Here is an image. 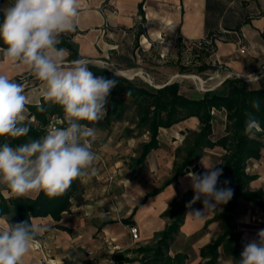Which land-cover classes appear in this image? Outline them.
<instances>
[{"label":"crops","instance_id":"crops-1","mask_svg":"<svg viewBox=\"0 0 264 264\" xmlns=\"http://www.w3.org/2000/svg\"><path fill=\"white\" fill-rule=\"evenodd\" d=\"M254 1L264 9V0ZM12 2L13 0H0V10L5 12ZM206 2L207 0H81L76 30L64 34L70 36L69 41L81 59L98 63L105 62L101 59H110L114 65L126 63L130 66L133 47L138 43H161L163 38H177L181 41L203 39L209 32L205 26L207 18L214 19L215 25L227 32L222 28L221 17L216 18L217 15L207 13ZM240 31L248 45V51L252 49V54L248 56L253 62L261 64L258 71L261 74L264 72V16L245 22ZM70 54L66 50V66H70L73 61ZM228 55L217 54L222 58ZM11 64L7 74L11 79L20 74H30L27 66ZM233 69L239 74H251L249 68L245 69L239 64ZM0 74H4L3 68H0ZM261 82H264V77L260 79L259 83ZM166 84L169 83L155 88ZM249 87L255 88L256 85L250 83ZM43 91V82L40 80L27 89L24 94L29 100L28 104H38ZM221 126L223 132L220 137L224 135V123ZM127 127L126 119L107 129L93 127L96 129V136L92 140V151L95 154L99 151L107 154L106 158L113 164L108 170L114 173L112 180L109 183L100 182L89 176L95 175V159L88 169L90 173L81 177L83 202L76 203L72 200L69 210L63 212L58 221L49 216L32 218V224L45 227L46 230L38 234L39 247L31 249L24 257L23 264H113L116 261L122 264H141L143 249L153 247L158 240L157 234L170 222L169 218L162 216L169 204H182L192 199L194 193L188 187L190 178L187 173L202 174L206 171L203 164L219 167L220 158L225 153L221 147L205 149L192 165L196 166V170H192L190 166L189 171L178 176L175 182L145 198L146 194L160 189L163 182L173 175V168L183 154L179 150L184 147V138L188 131L198 130V120L189 118L169 129H160L157 136L158 147L147 155L143 165L135 166L133 170L130 165L131 159L138 155L136 146L147 142L149 137L148 134L125 136L124 129ZM245 172L255 176L248 184V189L264 191V149L258 160L251 159L246 163ZM136 176L138 178L134 179ZM37 194L38 191H33L27 197L34 198ZM0 195L5 198L9 196L3 184H0ZM199 209L203 210V207ZM131 215L133 225L139 230V240L136 242L131 241L129 225L123 223ZM213 217L214 210H209L200 220H194L186 213L168 255L173 257L175 254H184V264L203 263L205 259L200 256L201 249L221 234L220 222L213 220ZM3 221L6 218H0V222ZM231 224L244 243L257 239L258 231L264 229V210L239 198L232 213ZM218 252L217 264H235V259L225 254L221 247Z\"/></svg>","mask_w":264,"mask_h":264},{"label":"clouds","instance_id":"clouds-1","mask_svg":"<svg viewBox=\"0 0 264 264\" xmlns=\"http://www.w3.org/2000/svg\"><path fill=\"white\" fill-rule=\"evenodd\" d=\"M80 11L81 0H13L3 13L0 41L4 47H0V54L14 64L27 66L43 82L44 100L59 104L67 122L66 127H51L44 136L17 146L7 141L0 144V184L17 197L40 190L50 197L60 195L73 180L88 175L96 159L92 151L96 129L81 122L98 123L104 118L117 80L94 76L89 65L95 66L96 61L82 58L65 65L66 50L58 47L61 35L76 30ZM249 76L258 90L264 72ZM28 103L24 85L0 74V137L28 135L30 127L24 124ZM252 108L259 111L261 101L253 99ZM261 130L259 120L249 113L244 134L251 138ZM203 166L206 171L202 174L187 173L194 195L185 207L190 209L187 216L194 220L226 205L234 195L229 180L223 181V187L217 186L222 168ZM201 198L203 210L193 209ZM8 220L0 222V264H23L38 244L37 235L46 228L27 221L10 224ZM257 237L244 244L237 264H264V229Z\"/></svg>","mask_w":264,"mask_h":264},{"label":"trees","instance_id":"trees-1","mask_svg":"<svg viewBox=\"0 0 264 264\" xmlns=\"http://www.w3.org/2000/svg\"><path fill=\"white\" fill-rule=\"evenodd\" d=\"M223 10L220 2L207 0L206 11L210 15L220 16ZM3 13L4 11L0 10V23L3 22ZM213 23L208 18L206 19L205 26L209 31L214 27ZM242 24H237L236 29L241 28ZM223 28L230 30L224 24ZM68 36L61 35V44L58 47L71 52V60L81 59L76 54L74 46L69 41L70 36ZM0 47H4L2 41H0ZM89 67L94 76L115 79L117 85L108 97L104 118L98 123L87 121L81 123L88 127L107 129L112 124L126 119L128 127L124 129L125 136L137 137L148 134V141L141 144L138 155L131 159L132 170L135 166L143 165L147 155L158 147L157 136L160 129H169L189 118L198 120V130L188 131L184 138V148L179 150L184 156L180 163L175 164L173 175L163 182L160 189L146 194L145 198L157 194L162 188L175 182L178 176L186 174L189 167L202 156L205 149L221 147L225 151L220 158L223 175L217 186L223 187V181L229 180L228 186L234 190V195L226 205H221L220 209L214 210L213 220L220 222L221 234L201 249L200 256L205 259L201 264H217L218 249L221 247L225 254L235 259V264H237L245 244L240 235L234 232L231 224L237 200L241 198L264 210V201H262L264 191H250L248 184L255 179V176L245 172L246 163L251 159L258 160L264 149V141H262V136H264V82L259 83L257 90L250 88L249 83L240 78H230L225 79L216 89L205 91L198 97H187L181 94L178 83H169L155 88L117 76L107 69L92 65ZM202 69H207V66H203ZM20 77L14 80L22 83ZM253 99L261 101L259 111L252 108ZM215 112L223 114L225 126L224 135L217 140L212 139ZM249 113L259 120L262 129L251 138L244 134L245 121ZM24 124L30 127L27 136L18 139L0 137V144L7 141L12 146H17L28 140L44 136L51 127L67 126L62 107L54 102L45 101L43 97L40 98L38 104L26 105ZM192 170H196V166H192ZM4 189L9 196L5 198L0 195V218H6V220L9 218L10 224L22 221L31 223L32 218L47 216L58 221L61 214L69 210L72 200L76 203L83 202L81 177L73 180L64 193L55 197L48 196L43 190L38 191L34 198L17 197L6 185ZM187 202L169 204V208L162 216L169 218L170 222L163 231L157 234L158 240L155 245L143 249L144 257L141 259V264H184L186 259L184 254H175L170 257L168 250L183 224L185 214L190 211L185 207ZM202 207L203 198L192 205L193 209ZM132 215L123 220L125 225H133ZM38 238L39 235L36 240ZM113 264H122V262L116 261Z\"/></svg>","mask_w":264,"mask_h":264},{"label":"rangeland","instance_id":"rangeland-1","mask_svg":"<svg viewBox=\"0 0 264 264\" xmlns=\"http://www.w3.org/2000/svg\"><path fill=\"white\" fill-rule=\"evenodd\" d=\"M220 2L224 10L216 18L221 17L222 28L224 24L230 29L227 32L223 31L221 26H216L214 19H209L212 23L214 22V27L203 39L181 41L177 38H163L164 40L161 43L150 42L143 45L138 43L137 46L133 47V61L130 60L132 62L130 66L126 63L121 66L114 65L110 62V59H101L105 62L96 63L95 66L110 70L117 76L151 87L161 86L165 83H178L181 94L187 97H198L205 91L216 89L225 79L250 77L249 74H239L233 69L236 64L244 66L245 69L249 68V73L258 76L261 64L257 61L253 62L252 58L248 56V54H252V49L248 51V45L240 28L236 29V25L259 19L264 16L262 15L264 9L254 0H220ZM202 40L211 42L206 47H198L192 44ZM241 46L245 47L243 54L239 53ZM217 54L229 55L222 58ZM11 65V62L4 59L3 55L0 54V68H3L4 74L9 73ZM203 66H207V69H202ZM122 73H129V75H123ZM17 77H20L24 85V92L39 81L31 71L28 75L22 76L20 74ZM214 115L212 139L220 137L223 132L221 125L224 123L222 113L215 112ZM139 149L140 144H137L136 150ZM97 154L102 155L105 166H101V163L96 159L95 175L89 176L93 180L97 179L100 182L109 183L114 173L108 170L113 167V164H110L111 162L106 158V153L104 155L99 151ZM183 156V154L179 156L178 163L181 162ZM133 178L136 179L138 176Z\"/></svg>","mask_w":264,"mask_h":264},{"label":"built area","instance_id":"built-area-1","mask_svg":"<svg viewBox=\"0 0 264 264\" xmlns=\"http://www.w3.org/2000/svg\"><path fill=\"white\" fill-rule=\"evenodd\" d=\"M210 42L211 41H208V40H202V41H198V42H193L192 44L194 46L196 45L198 47H201V46H206V45L210 44ZM244 52H245V47L241 46L239 48V53L243 54ZM260 75L261 74H259L258 76H260ZM248 78L251 79V77H248ZM242 80L246 81L249 84L251 83L247 78L242 79ZM96 159L101 163V166H103V167L105 166V161H104L102 155H99V154L96 153ZM128 233L130 235V238H131L132 242H136V241L139 240V230H138V228L136 226H134V225L129 226L128 227ZM35 247L38 248L39 244H37Z\"/></svg>","mask_w":264,"mask_h":264},{"label":"bare ground","instance_id":"bare-ground-1","mask_svg":"<svg viewBox=\"0 0 264 264\" xmlns=\"http://www.w3.org/2000/svg\"><path fill=\"white\" fill-rule=\"evenodd\" d=\"M123 74V73H122ZM123 75H129V73L127 74V73H124Z\"/></svg>","mask_w":264,"mask_h":264}]
</instances>
